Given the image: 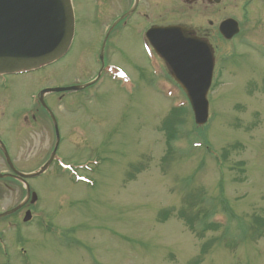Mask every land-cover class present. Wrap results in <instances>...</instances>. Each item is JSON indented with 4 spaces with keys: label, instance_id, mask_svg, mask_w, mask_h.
I'll list each match as a JSON object with an SVG mask.
<instances>
[{
    "label": "rangeland",
    "instance_id": "374dc122",
    "mask_svg": "<svg viewBox=\"0 0 264 264\" xmlns=\"http://www.w3.org/2000/svg\"><path fill=\"white\" fill-rule=\"evenodd\" d=\"M247 1L201 6V27L215 49L203 127L174 81L154 78L155 92L145 85L137 72L142 53L129 42H112L105 52V63L119 65L125 78L104 72L97 85L51 95L62 165L33 181L41 215L22 229L19 250L4 232L9 259L0 256V264H264V0ZM72 5L71 51L36 74L10 79L9 92L0 89V104L10 98L0 112V135L8 142L7 128L17 124L13 109L23 110L19 103L33 89L87 85L100 75L101 44L90 25L94 1ZM227 18L241 28L230 41L218 33ZM180 106L182 123L171 133L166 118ZM42 126L31 143L50 148L52 128ZM168 134L176 140L165 161ZM43 160L32 153L23 164ZM87 162L88 170H78ZM186 199L200 211L192 225L179 217L188 211Z\"/></svg>",
    "mask_w": 264,
    "mask_h": 264
},
{
    "label": "flooded vegetation",
    "instance_id": "af4514ba",
    "mask_svg": "<svg viewBox=\"0 0 264 264\" xmlns=\"http://www.w3.org/2000/svg\"><path fill=\"white\" fill-rule=\"evenodd\" d=\"M94 7L90 25L98 33L96 41L103 46L108 47L114 42L118 45L120 42H129L138 44L142 53L143 67L139 69V78L147 83L145 85L151 90L156 91L157 87L154 81L156 74L161 78L172 79V74L166 66L163 58L156 51L151 37L155 39L164 38L161 34H154L155 30L169 27H178L183 34L190 35L195 39L209 40L210 31L202 29L200 18V9L202 4L205 8L216 4L221 0H93ZM252 0H248L251 2ZM156 16V18H155ZM197 18H196V17ZM110 19V25L105 26ZM157 19V20H155ZM190 22H189V21ZM212 26V22L210 21ZM104 32V34H103ZM187 32V33H186ZM95 41V39H94ZM147 50L150 51L148 55ZM101 65H104L98 56ZM158 63L159 68L153 67V62ZM157 71L158 73H155ZM34 72L21 73L17 75L1 76L0 89L9 92V80L15 81L18 77L30 76ZM151 78V79H148ZM37 83L39 79H37ZM136 83V82H135ZM136 88L138 87L135 84ZM41 89H33L26 96L24 102H20L23 110L15 107L13 109L15 127L7 128L12 142H8L0 135V253L2 245L5 243L4 232H11L17 249L19 250L25 237L22 229L30 222L26 223L27 212L31 213V220L34 218L35 206L39 202V196L33 187V181L40 178L44 173L52 170L58 171L56 167L57 157V137L54 126L56 117V106L52 96L49 101H45ZM9 96H6L0 104V112L4 105H8ZM45 99V100H44ZM44 100V101H43ZM4 114L0 118H3ZM44 117V119H43ZM2 119H0V123ZM43 124L48 132L54 137V144L50 148H42L39 144L35 147L31 143L32 133L40 131V125ZM31 129H33L31 131ZM56 151V152H55ZM32 153L38 158H44L39 163L29 166L23 164ZM48 162V167L44 168ZM44 170V171H43ZM43 171V172H42ZM42 173V174H40ZM7 255V254H6Z\"/></svg>",
    "mask_w": 264,
    "mask_h": 264
},
{
    "label": "water",
    "instance_id": "95a60500",
    "mask_svg": "<svg viewBox=\"0 0 264 264\" xmlns=\"http://www.w3.org/2000/svg\"><path fill=\"white\" fill-rule=\"evenodd\" d=\"M219 31L231 40L239 33V26L235 20L228 19L221 23ZM74 32L71 0H0V75L31 71L56 62L69 51ZM154 34L164 36L160 40L155 35L150 39L185 91L196 125H205L209 117L207 95L215 65L212 46L183 34L177 27L155 30ZM104 47L105 44L101 59ZM93 83L44 93L78 91ZM54 122L59 144L55 118Z\"/></svg>",
    "mask_w": 264,
    "mask_h": 264
},
{
    "label": "trees",
    "instance_id": "16d2710c",
    "mask_svg": "<svg viewBox=\"0 0 264 264\" xmlns=\"http://www.w3.org/2000/svg\"><path fill=\"white\" fill-rule=\"evenodd\" d=\"M184 112V109H173L171 110V114L167 117L166 119V123H165V130L167 129V127L169 126L171 133L173 131V129H175V127L177 126V124H181L182 120L178 119V116L181 115ZM178 129V126L176 127V130ZM176 140V137H173V135L168 134V139H167V143H168V150H167V156L165 157V161H167L168 159H170L172 157L173 154V149H172V143ZM187 203V209L188 211H183L181 213H179V217L181 219H183L184 221L186 220L189 224H193L194 219L199 217L200 211H195L196 208H194L193 206H191V203L188 202V200H186ZM170 215V212H169ZM211 228H218L220 227L218 224L216 223H211ZM191 230L194 231L196 234L197 232L201 233L202 231H204V228L201 231H196V228L193 226H190Z\"/></svg>",
    "mask_w": 264,
    "mask_h": 264
}]
</instances>
